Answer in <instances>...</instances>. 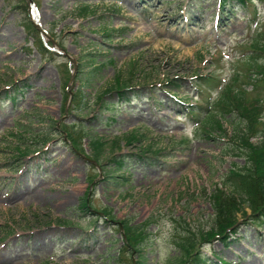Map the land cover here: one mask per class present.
I'll return each instance as SVG.
<instances>
[{"label": "rangeland", "instance_id": "374dc122", "mask_svg": "<svg viewBox=\"0 0 264 264\" xmlns=\"http://www.w3.org/2000/svg\"><path fill=\"white\" fill-rule=\"evenodd\" d=\"M34 2L36 11L27 0H0V264H174L194 241L190 253L203 252L210 264H264V226L250 217H240L226 239L207 237L215 226V185L234 163H245L226 154L228 136H197L198 124L160 87L176 78L180 88L165 90L195 104V76L218 65L231 82L257 25L242 12L218 22L219 0ZM260 18L264 26V6ZM36 19L48 36L36 31ZM260 32L264 39V27ZM66 54L77 62L71 90L74 66ZM80 71L89 77L79 80ZM117 78L136 89L131 99L111 93L100 104ZM18 82L29 89L15 107L4 93ZM80 90L92 104L83 112L71 104ZM231 122L239 120L225 121L230 135ZM26 125L55 137L44 155L15 150L12 134ZM133 135L139 141L129 142ZM151 150L158 160L133 159L127 181L115 171L123 155L152 157ZM85 194L89 213L81 206ZM123 246L140 253L122 256Z\"/></svg>", "mask_w": 264, "mask_h": 264}, {"label": "trees", "instance_id": "16d2710c", "mask_svg": "<svg viewBox=\"0 0 264 264\" xmlns=\"http://www.w3.org/2000/svg\"><path fill=\"white\" fill-rule=\"evenodd\" d=\"M252 0H222V10L228 15L231 14L234 17L236 9H247ZM264 4V0H260ZM227 8V10H226ZM257 8L255 7V16L257 17ZM253 44L251 47L252 54L250 53L243 61L242 75L247 80V84H252L255 93L248 94L242 87H235L241 76V72L237 73L233 78V81L226 86V88L219 95L217 101L212 102L207 94H210L202 85L207 84L208 89L219 84V79L216 74H211L207 78L200 77L201 81L199 93L205 105H198L197 115L193 110H189L192 115L191 119H197L198 115L204 112L209 117L208 120L202 121L201 136L209 139L216 138L223 135L228 136V132L224 128L223 120L228 117H237L239 124L233 125V135L230 138V145L228 147V153H231L234 157L244 158L245 166L239 167L237 164L230 170L225 181L224 188H217L216 192L212 195V201L215 208V221L211 229V233L207 235L210 239H226L228 231L236 229L239 223V217H250L260 222V225L264 224V120L263 119V93H264V39L263 35L257 33L253 38ZM85 71H80L79 80L87 79ZM176 79H170L164 86H171L173 88L179 87ZM25 86L14 85L12 90L15 98L23 96L26 91ZM119 88V89H118ZM120 88H124L121 89ZM125 86L117 87L116 89H109L103 93L104 95L116 92L122 99H129L130 91L125 89ZM10 92H6V95ZM77 94H75L73 107L80 111L86 110L91 104L86 102L83 92L80 90L78 99L76 101ZM102 102V97L99 99ZM104 102V101H103ZM102 102V103H103ZM91 107V106H90ZM194 116H196L194 118ZM30 125L23 127L22 133L33 134L31 139H24L19 137V134H13V137L18 139L16 150L20 152L21 157H27L36 151L41 145L52 141L53 134L48 133L45 137H40L38 133H34ZM216 135V136H214ZM257 138L258 142L255 144L251 140ZM96 145L98 142L95 143ZM40 145V146H39ZM98 150L102 147V144H98ZM35 149V150H34ZM114 158L111 161H114ZM128 159L120 162L125 165ZM110 161V162H111ZM126 165L123 167L125 168ZM122 168V169H123ZM124 177V176H123ZM124 180H127L125 177ZM118 181L116 185H118ZM82 207L87 210L89 208L87 198L85 197L82 202ZM250 211V213H249ZM126 231L130 229L129 225L124 224ZM128 235V234H127ZM191 249L195 247V241L191 242ZM133 250L137 248L131 247ZM181 248V247H180ZM191 249L188 246L181 248V256L174 264H210L209 258L201 251H196L194 254L190 253ZM196 250V249H195ZM138 252V251H137ZM138 264H143L139 261Z\"/></svg>", "mask_w": 264, "mask_h": 264}, {"label": "water", "instance_id": "95a60500", "mask_svg": "<svg viewBox=\"0 0 264 264\" xmlns=\"http://www.w3.org/2000/svg\"><path fill=\"white\" fill-rule=\"evenodd\" d=\"M71 61H72V62H75L72 58H71ZM74 79H75V74H74L72 80H74Z\"/></svg>", "mask_w": 264, "mask_h": 264}]
</instances>
